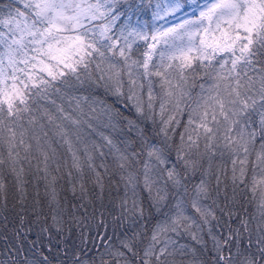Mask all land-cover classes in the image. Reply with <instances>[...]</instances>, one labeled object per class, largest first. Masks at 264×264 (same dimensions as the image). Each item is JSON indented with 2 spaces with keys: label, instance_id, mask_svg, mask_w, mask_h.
Wrapping results in <instances>:
<instances>
[{
  "label": "snow or ice",
  "instance_id": "snow-or-ice-1",
  "mask_svg": "<svg viewBox=\"0 0 264 264\" xmlns=\"http://www.w3.org/2000/svg\"><path fill=\"white\" fill-rule=\"evenodd\" d=\"M0 224V264H264V0H0Z\"/></svg>",
  "mask_w": 264,
  "mask_h": 264
},
{
  "label": "trees",
  "instance_id": "trees-1",
  "mask_svg": "<svg viewBox=\"0 0 264 264\" xmlns=\"http://www.w3.org/2000/svg\"><path fill=\"white\" fill-rule=\"evenodd\" d=\"M198 2L202 3V2H204V0H198ZM189 10H192V9L191 8L185 9L186 12L189 11ZM180 14H182V13H179L178 15H180ZM196 15H199V13L197 12ZM170 18L171 17H169V19ZM160 23H163V22L161 21ZM157 91H158V89H157ZM196 92H199V88L198 87L194 90L193 95H195ZM157 107H158V105H157ZM179 118L182 120V122H184V123L187 122V115L186 114L181 116V117H179ZM229 166H230V164H229ZM249 174H251V173H249ZM248 195H249V197L251 196L250 193ZM248 207H249V211H255V207H254L253 204H249ZM10 208H11V205H10ZM14 218H15V212L13 210V211H10V213H9V225H10V227H12L13 223L15 222ZM28 227H29V225L25 224L24 231H22L21 235L22 236H26L28 240H37V242L40 243L41 241L38 239V229L37 228H33V230L28 231L27 230ZM109 232L111 233V228L109 229ZM2 234H3V227H2V224H0V235H2ZM70 243H71V241H70ZM26 244H27V241H26ZM81 247H83V246H81ZM85 251H87V250L85 249Z\"/></svg>",
  "mask_w": 264,
  "mask_h": 264
},
{
  "label": "rangeland",
  "instance_id": "rangeland-1",
  "mask_svg": "<svg viewBox=\"0 0 264 264\" xmlns=\"http://www.w3.org/2000/svg\"><path fill=\"white\" fill-rule=\"evenodd\" d=\"M187 13H188V15H190L191 13H192V10H189V11H187ZM181 18H184V16H183V13L182 14H180L179 15ZM172 23H175V22H177L175 19H173V18H170L169 19ZM218 35V34H217Z\"/></svg>",
  "mask_w": 264,
  "mask_h": 264
}]
</instances>
